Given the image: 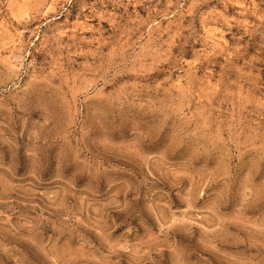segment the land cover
I'll return each mask as SVG.
<instances>
[{
	"label": "rangeland",
	"instance_id": "1",
	"mask_svg": "<svg viewBox=\"0 0 264 264\" xmlns=\"http://www.w3.org/2000/svg\"><path fill=\"white\" fill-rule=\"evenodd\" d=\"M0 264H264V0H0Z\"/></svg>",
	"mask_w": 264,
	"mask_h": 264
}]
</instances>
